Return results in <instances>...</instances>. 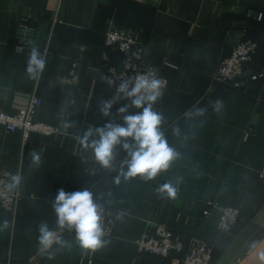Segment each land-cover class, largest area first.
<instances>
[{"label": "crops", "instance_id": "0c3cea01", "mask_svg": "<svg viewBox=\"0 0 264 264\" xmlns=\"http://www.w3.org/2000/svg\"><path fill=\"white\" fill-rule=\"evenodd\" d=\"M261 13L264 0H0V110L16 115L37 91L35 119L55 130L33 133L25 141L21 133L0 126V165L23 177L24 194L14 213L0 209V224L9 222L0 231V264H175L182 255L161 259L138 253L139 240L155 226L209 243L214 249L211 264H238L247 256L264 235V180L259 178L264 167V79L235 90L213 77L239 40L259 45L247 71L264 74ZM29 18L32 45L20 48L18 28ZM113 28L138 33L149 64L169 82L153 110L163 114L161 131L180 155L147 182L121 177L116 184L119 171L108 177L85 173L77 155L83 131L107 122L97 103L113 93L100 76L123 61L121 53L106 46V33ZM33 46L46 57L37 79L26 73ZM217 98L224 104L219 113L209 106L204 116L195 115L194 106ZM121 105H114L113 114ZM190 109L193 115H185ZM65 121L74 126L65 129ZM177 126L178 135L173 132ZM33 150L42 153L40 167L31 164ZM117 150L121 162L127 154L119 146ZM169 181L178 189L175 199L156 191ZM59 188H87L100 206L113 202L118 216L112 236L103 237L104 247L83 249L74 231L64 230L57 234L70 247L40 248V222L58 231L50 200ZM210 203L239 210L240 222L231 233L219 231V210L204 217ZM50 252H55L52 258Z\"/></svg>", "mask_w": 264, "mask_h": 264}, {"label": "clouds", "instance_id": "9594fccd", "mask_svg": "<svg viewBox=\"0 0 264 264\" xmlns=\"http://www.w3.org/2000/svg\"><path fill=\"white\" fill-rule=\"evenodd\" d=\"M258 20H264V13L259 14ZM46 68V57L38 46L31 47L26 62V73L30 79H37ZM101 82L111 87L114 84L112 77L100 76ZM165 81L157 72L139 74L134 81L121 80L115 87V93L110 98H101L97 103L98 113L107 122L102 126L89 125L79 137V144L84 149H90L95 161L103 168H115L114 161L119 146L127 155L119 164V174L114 182L120 183L121 177L129 180L140 177L145 182L154 180L159 174L165 172L171 163L179 157V153L170 147L161 126L164 116L153 110V105L160 97ZM125 100L113 114L112 109L118 101ZM219 113L223 101L219 98L209 101L204 107H195V115L204 116L208 107ZM135 108L140 111L131 112ZM185 115H193L190 109ZM122 122H117L115 117ZM64 128L73 127V122H64ZM175 134H180V128L173 129ZM31 164L40 167L42 153L37 150L31 152ZM23 177L19 174H9L6 188L8 191L16 190L22 184ZM161 196L175 199L178 189L172 182H166L156 189ZM51 208L55 214V224L58 231L50 229L46 221L38 226L37 243L41 249L48 251L53 245L59 249L70 247L69 241L63 239L58 232L67 230L75 233L76 243L83 249L98 250L107 243L103 239L105 233L102 228V207L94 201L93 193L87 189L71 192L59 188L50 200ZM9 222L4 220L0 224V231L6 230ZM256 247V245H253ZM264 249V242H260ZM55 252L49 253L52 258Z\"/></svg>", "mask_w": 264, "mask_h": 264}, {"label": "built area", "instance_id": "2783aa9c", "mask_svg": "<svg viewBox=\"0 0 264 264\" xmlns=\"http://www.w3.org/2000/svg\"><path fill=\"white\" fill-rule=\"evenodd\" d=\"M30 19L18 28L17 41L20 48L32 45L31 36L34 29L30 26ZM106 46L118 50L123 55V61L118 66L108 70V75L114 80V84L111 86L113 95L116 85L121 80L134 81L137 75L153 71L162 77L158 70L149 64L144 43L138 33L122 28L110 29L106 33ZM258 51L259 47L255 42L239 40L233 47L231 54L219 62L213 80L217 83L232 84L234 89L242 90L248 88L249 83L264 79V74H253L246 69ZM165 65L171 67L168 63ZM75 68L77 65L74 66ZM162 78L165 81V87L153 108L159 105L169 90L168 80ZM126 102L120 100L117 103L124 104ZM39 106L40 99L36 91L28 97L24 107L16 115H9L0 110V126L8 133H21L25 141L33 133L41 135L54 133L55 130L52 127L36 121L35 115ZM116 151L115 168L109 169L101 167L95 161L90 149L86 150L81 146L77 155L85 173L108 177L119 171V151ZM9 174L8 169L0 165V209L14 213L24 194L21 186L13 191L7 190ZM259 178L264 180V167ZM101 207L103 209L101 224L105 233L104 237H111L118 212L111 200H106ZM207 207L209 210L204 212L205 218L211 216L212 210L221 212L218 229L222 234L231 233L240 222V212L237 209L221 208L216 203L207 204ZM137 247L139 254H150L161 259L182 255L181 258L175 259V264H211L213 260V249L209 243L195 237L186 240L164 226H155L153 230H148L139 240Z\"/></svg>", "mask_w": 264, "mask_h": 264}, {"label": "water", "instance_id": "95a60500", "mask_svg": "<svg viewBox=\"0 0 264 264\" xmlns=\"http://www.w3.org/2000/svg\"><path fill=\"white\" fill-rule=\"evenodd\" d=\"M260 242H264V238ZM260 242L238 264H264V249L260 247Z\"/></svg>", "mask_w": 264, "mask_h": 264}, {"label": "trees", "instance_id": "16d2710c", "mask_svg": "<svg viewBox=\"0 0 264 264\" xmlns=\"http://www.w3.org/2000/svg\"><path fill=\"white\" fill-rule=\"evenodd\" d=\"M257 45H258V44H257ZM258 47H259V45H258ZM109 48H110V47H109ZM112 49H113V48H112ZM114 50H115V49H114ZM117 51H118V50H117ZM118 52H119V51H118ZM259 52H260V47H259V51H258V53H259ZM119 53H120V52H119ZM258 53H257V54H258ZM257 54H256V55H257ZM256 55L254 56V58L256 57ZM254 58H253V60H254ZM122 60H123V59H122ZM252 62H253V61H252ZM250 64H251V63H250ZM248 65H249V64H248ZM246 69H247V68H246ZM253 74H255V73H253ZM259 81H260V80H259ZM259 81L249 83V84H248V88H249L250 86H252V85L258 83ZM228 85H230V87L233 88V85H232V84H228ZM248 88H243L242 90H247ZM235 90H237V89H235ZM118 158H119V155H118ZM119 161H120V160H119ZM263 238H264V235H263V237L261 238V240H262ZM261 240H260V241H261ZM260 241H259V242H260ZM259 242H258V243H259ZM212 249H213V247H212ZM213 250H214V249H213Z\"/></svg>", "mask_w": 264, "mask_h": 264}]
</instances>
